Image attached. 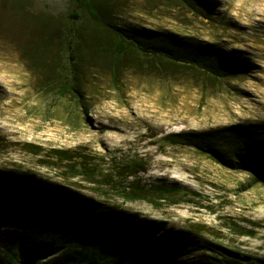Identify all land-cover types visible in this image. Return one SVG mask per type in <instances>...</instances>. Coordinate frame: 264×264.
<instances>
[{
	"label": "rangeland",
	"instance_id": "1",
	"mask_svg": "<svg viewBox=\"0 0 264 264\" xmlns=\"http://www.w3.org/2000/svg\"><path fill=\"white\" fill-rule=\"evenodd\" d=\"M93 1L112 26L212 44L240 59L246 75L204 87L192 72L139 69L128 57L116 77L112 40L87 13L73 19L75 0H0V264L14 254L5 249L20 228L12 193L26 181L53 192L38 206L57 222L64 210L93 206L182 236V264H264V185L250 187L252 175L175 136L264 123V0H194L210 19L177 0ZM76 30L88 48L79 69L86 115L48 67L60 62L64 33ZM56 150L74 159L59 161ZM39 248L32 264H59L69 251Z\"/></svg>",
	"mask_w": 264,
	"mask_h": 264
},
{
	"label": "trees",
	"instance_id": "2",
	"mask_svg": "<svg viewBox=\"0 0 264 264\" xmlns=\"http://www.w3.org/2000/svg\"><path fill=\"white\" fill-rule=\"evenodd\" d=\"M177 1L194 14L210 19L205 8L199 9L194 0ZM74 8L78 12L73 16L74 20L81 18L80 11L87 13L97 31L112 40L111 58L116 77L128 57L132 59L134 67L139 69L163 74L169 69L192 72L200 76L204 87L246 75L240 59L224 54L212 44L185 41L151 30L112 26L105 21L93 0H75ZM59 43L56 58L60 62L58 64L57 59H54L57 63L54 66L53 59H50L48 67H54L56 73L63 77L60 82L62 90L78 96L86 115L87 106L81 100L79 90V69L88 51L87 46H84L85 35L77 30L68 31ZM85 121L90 123L87 118ZM175 136L181 138L185 146L197 149L224 169L252 175L250 187L264 185V123L233 124ZM3 140L0 137V149ZM33 148L36 151L40 149L38 146ZM54 157L59 161L74 159L69 152L58 150L54 151ZM13 191L14 202L20 210V218L16 222L20 228L13 238L14 244L5 247L7 252L9 249L14 252L7 264H32L29 261H37V255L42 252L39 246L51 253L69 249L59 264H182L180 259L189 254V244L182 236L160 235L163 228L157 224L145 222L138 225L114 214L94 211L93 206H78L76 211L64 210L60 215L61 220L57 222L55 212H50L53 214L50 219L45 210L38 206L41 197H54L47 186L36 187L32 181H26L19 188H13ZM63 206L65 209L70 208V204ZM36 223L40 224L38 228ZM55 229L60 230V233L55 232ZM184 237L188 239L186 235ZM31 248L34 252L26 256V250ZM201 264L214 263L206 259Z\"/></svg>",
	"mask_w": 264,
	"mask_h": 264
}]
</instances>
